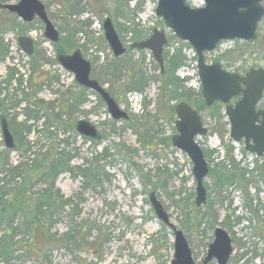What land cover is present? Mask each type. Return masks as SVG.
I'll use <instances>...</instances> for the list:
<instances>
[{"label": "rangeland", "instance_id": "1", "mask_svg": "<svg viewBox=\"0 0 264 264\" xmlns=\"http://www.w3.org/2000/svg\"><path fill=\"white\" fill-rule=\"evenodd\" d=\"M42 1L60 32L58 43L50 42L51 54L42 43L48 39L41 21L27 24L0 9V153L10 150L1 132L5 116L16 141L9 161L27 165L14 178L0 165V214L7 210L13 215L0 222V251L6 242L12 245L10 254H0V264H172L174 234L157 217L152 192L184 231L198 264L218 226L233 241L228 264H264V157L256 156L247 165L239 157L249 159L245 145L230 138L225 106L209 107L203 95L200 99L195 51L156 15L158 0ZM191 1L200 5L203 0ZM108 17L127 48L120 57L105 38L103 23ZM25 24L39 37L31 57L14 52L10 44L16 36L29 35L30 31L22 33ZM155 28L164 30L170 41L164 52L175 55L181 50L186 57L171 79L166 52L163 70L151 50L130 48L135 41L150 38ZM257 35L254 41H225L206 54V61L239 73L264 68V17ZM58 44L64 51L60 54L82 50L92 63V76L128 113L127 119L112 118L98 93L62 69L54 53ZM117 62L120 65H114ZM166 68L169 73L163 76ZM175 77L184 82H178V90L169 81ZM185 95L197 102L189 104L208 128L207 135L197 137L210 166L204 179L207 202L201 206L196 204L193 162L172 142L178 132L176 107L188 102ZM259 107L264 110V94ZM80 120L92 123L100 137L81 134L76 128ZM63 151L72 155L73 168L96 167V175L88 177L81 168L60 170L51 201L38 212L36 206L44 202L43 191L51 184L35 167ZM217 172L225 181L216 183ZM19 188L26 190L18 201L24 207L5 208L2 198L13 200ZM65 199L71 202L66 204ZM27 213L41 215L40 223L27 225Z\"/></svg>", "mask_w": 264, "mask_h": 264}, {"label": "water", "instance_id": "2", "mask_svg": "<svg viewBox=\"0 0 264 264\" xmlns=\"http://www.w3.org/2000/svg\"><path fill=\"white\" fill-rule=\"evenodd\" d=\"M205 5L193 7L188 0H158L156 15L161 17L166 26L183 41L194 47L198 55L199 76L202 93L207 106L219 101L226 106V114L231 126V137L244 141L249 152L264 156V110H257L264 92V68H251L245 75L225 70L221 63L208 64L205 52L212 51L222 40L252 41L257 38V29L264 16L263 0H204ZM0 9L16 13L25 22H31L36 16L45 24V36L52 42H58L60 34L53 24L41 0H20L17 4L0 3ZM105 38L115 56L120 57L127 49L121 41L113 20L106 18L103 23ZM19 45L28 54L34 52V42L28 36H19ZM168 44L165 31L155 28L150 38L135 42L132 48L149 49L162 69H164V48ZM59 61L75 74L77 82L87 89L98 93L105 101L108 111L116 120L127 119L128 113L122 110L111 94L104 89L97 79H91V62L81 49L72 54H60ZM242 94L235 104L231 100ZM1 105V103H0ZM178 133L172 138L174 146L185 151L193 162V173L197 182L196 204L207 202V189L204 179L210 172L204 151L196 141V136L207 134L199 113L187 102L176 107ZM77 130L88 137H100L96 127L85 120H80ZM1 129L5 145L15 149L16 143L5 116L1 117ZM150 201L157 217L173 232L175 256L172 264H198L183 230L174 224L156 193L150 194ZM232 238L228 231L220 226L215 229L214 240L201 264L216 260L217 264H228L234 251Z\"/></svg>", "mask_w": 264, "mask_h": 264}, {"label": "trees", "instance_id": "3", "mask_svg": "<svg viewBox=\"0 0 264 264\" xmlns=\"http://www.w3.org/2000/svg\"><path fill=\"white\" fill-rule=\"evenodd\" d=\"M125 1V0H124ZM127 1H130V0H127ZM124 5V4H123ZM133 12V11H132ZM128 14V12L126 13V15ZM29 26H23V29H22V33H25L27 31ZM3 50V49H2ZM56 50H57V53L58 55L61 53V52H64L63 49L61 48V46L58 44L56 45ZM5 54V49L3 51V55ZM168 62L171 63V67L170 69L172 70V73H170V75L168 77H170V79L174 76V72L176 71L177 67L180 66L181 64L184 63L186 57L185 55L181 52V50H178L177 53L175 55H170L168 53H166V60H168ZM119 62V60H118ZM115 63L114 65H120V63ZM169 73V69L166 68V71L163 72V76L167 75ZM171 81V83H175L176 84V87L175 89L178 90V82L180 84L184 83L182 80L180 81V79L178 77H175L174 81L172 80H169ZM167 84V82H166ZM143 85H147V80L146 82L143 84ZM186 99L188 100V103L192 102L194 104H196L197 102H193L191 97L190 96H186ZM199 97L200 99L202 100V92L199 93ZM185 99V98H184ZM203 101V100H202ZM204 102L201 104V106H204ZM222 104L216 102L213 106H220ZM96 143V142H95ZM29 145V143L27 144ZM10 152L11 150H8L6 149L4 152H1L0 153V165L3 166V170L7 172V175L8 177H16L17 175H20V173L22 172V168L23 166H27V165H19V166H14L13 164L10 163L9 161V156H10ZM3 158V159H2ZM4 158H6V162L3 163V160H5ZM72 164V155H70L68 152L66 151H63V152H59V155H56L55 157H52L51 159H47V158H44L40 161V163H38V167H35L37 171H40L41 172V175L43 176V178L46 180L48 179L49 180V183L51 184V187L49 189H46L43 191V196L45 197L44 198V202L41 203L40 205H37L36 208L38 210V212H41L42 210L40 209H43V207L48 204V202L51 201V198L53 196V193L51 192L54 188H55V178L57 175H59V172L60 170H65V169H68V170H75V169H82L81 171L86 173L88 175V177H93L96 175V167H83V166H79V167H76V168H73V166L71 165ZM213 170V169H212ZM227 170L226 168L223 169V171ZM215 171V170H214ZM219 173V174H218ZM217 178H216V183H220V181H225V177L223 174H221L220 172H217ZM8 183L10 181H7ZM23 184V183H22ZM21 184V185H22ZM3 188V187H2ZM26 190H24L23 188H19V189H15V195H14V199L11 200V201H6L2 198V201L1 203H3V206L5 208H8L10 210H14V208H20L22 209L24 206L18 202L20 201L22 198H23V195L25 193ZM21 198V199H20ZM66 204H69L71 201L70 199H65L64 201ZM63 202V203H64ZM39 203V201L37 202ZM73 207V206H72ZM12 212V211H11ZM37 212V213H38ZM13 214V213H11ZM13 215H9L7 210L3 211L2 214H0V222L1 220H5V219H10L12 218ZM26 224L28 225L29 223H32V224H38L40 223V218H41V215H32V214H26ZM10 228L12 229L13 228V224L14 222L11 221L10 222ZM8 235H11L10 232H8ZM12 249V245L11 243L9 242H6V244L3 246V249L0 251L1 255L3 256H6L8 254H10V251ZM1 258V257H0Z\"/></svg>", "mask_w": 264, "mask_h": 264}, {"label": "flooded vegetation", "instance_id": "4", "mask_svg": "<svg viewBox=\"0 0 264 264\" xmlns=\"http://www.w3.org/2000/svg\"><path fill=\"white\" fill-rule=\"evenodd\" d=\"M19 1H20V0H19ZM19 1H18V2H19ZM189 1L193 4V2H192L191 0H189ZM18 2H17V3H18ZM262 3H263V5H264V0H263ZM44 4H45V3H44ZM193 5H194V4H193ZM45 6H46V5H45ZM15 14H16V13H15ZM16 15H17V14H16ZM17 16H18V15H17ZM18 17H19V16H18ZM19 18H20V17H19ZM20 19H21V18H20ZM21 20H22V19H21ZM34 20H39V21H41V23H43L42 20H41L39 17H37V16H36L31 22H25L24 20H22V21L25 22V23H27V24H29V23L34 22ZM43 25H44V23H43ZM29 31H30V30H29ZM29 31L27 30V32H29ZM58 31H59V30H58ZM257 31H258V30H257ZM29 33H32V31H30ZM59 34H60V32H59ZM28 36H29V35H28ZM36 36H37V35H36ZM257 36H258V35H257ZM33 39H34V44L36 45L37 42L39 41V37L37 36L36 39H35V38H33ZM135 42H136V41H135ZM135 42H134V43H135ZM42 43L45 45V48H46V51L48 52V54H50V52H49V50H48V47H49L50 45L47 44V42H46V41H43V40H42ZM57 43H58V42H57ZM132 44H133V43H132ZM132 44H131L130 48L132 47ZM220 47H221V46H220ZM220 47H219V48H220ZM126 49H127V48H126ZM131 49H133V48H131ZM164 50H165V48H164ZM81 51H82V50H81ZM56 52H57V50H56ZM56 52H55V56L57 57ZM165 52L169 54L168 51H165ZM165 52H164V53H165ZM82 53H83V52H82ZM166 53H165V57H166ZM207 53H208V52L205 53V57H206V54H207ZM57 54H58V53H57ZM83 55H84V54H83ZM163 56H164V55H163ZM171 56H172V55H171ZM165 57H164V58H165ZM59 63L61 64L60 61H59ZM164 63H165V59H164ZM208 63H209V62H208ZM210 63H213V62H210ZM214 63H216V62H214ZM218 63H219V62H218ZM91 64H92V63H91ZM60 66L62 67L63 70H66V71H67V69H66L62 64H61ZM222 67H223V66H222ZM223 68H224V67H223ZM161 69H162V68H161ZM224 69H225V68H224ZM163 70H164V69H163ZM163 70H162V71H163ZM225 70H226V69H225ZM227 71H229V70H227ZM247 71H248V70H247ZM247 71L244 70L242 73H239V72H232V71H229V72H232V73H239L240 75L243 76V75L246 74ZM73 74H74V73H73ZM90 75H91V76H90L91 79H95V78L92 76V69H91V74H90ZM97 80H98V79H97ZM98 81H99V80H98ZM99 82H100V81H99ZM78 83H79V82H78ZM79 84H80V83H79ZM100 84H101V83H100ZM80 85H81V84H80ZM240 98H241V95L238 96V97H236L235 99H233V100H232V103H233V102H237ZM187 103H188V102H187ZM188 104H189V103H188ZM259 104H260V102H259ZM259 104H258V106H257V110L261 109V108L259 107ZM191 106L193 107V105H191ZM193 109L196 110L194 107H193ZM196 111L199 113L198 110H196ZM176 113H177V112H176ZM199 115H200V113H199ZM200 117H201V115H200Z\"/></svg>", "mask_w": 264, "mask_h": 264}, {"label": "built area", "instance_id": "5", "mask_svg": "<svg viewBox=\"0 0 264 264\" xmlns=\"http://www.w3.org/2000/svg\"><path fill=\"white\" fill-rule=\"evenodd\" d=\"M13 49H15V46H13ZM237 152L239 153V152H240V149H238ZM248 156H249V159H245V157H244L243 155H240V156H239L241 159L248 161V162L246 163V165H247L248 163H250V161H252V160L254 159V157H253L252 155H248ZM244 163H245V161H244ZM252 165H253V164H252ZM250 169H251V168H250Z\"/></svg>", "mask_w": 264, "mask_h": 264}, {"label": "bare ground", "instance_id": "6", "mask_svg": "<svg viewBox=\"0 0 264 264\" xmlns=\"http://www.w3.org/2000/svg\"><path fill=\"white\" fill-rule=\"evenodd\" d=\"M85 57V56H84ZM92 65V64H91ZM92 69H93V66H92ZM91 74V73H90ZM91 76V75H90ZM96 79V78H95ZM111 94V93H110ZM112 96V95H111ZM116 100V99H115ZM117 101V100H116ZM1 103V102H0ZM118 103V102H117ZM119 104V103H118ZM120 106V105H119ZM121 108V107H120ZM122 109V108H121ZM123 110V109H122ZM111 115V114H110ZM112 117V116H111ZM113 118V117H112ZM232 244H233V241H232ZM233 246V245H232Z\"/></svg>", "mask_w": 264, "mask_h": 264}]
</instances>
